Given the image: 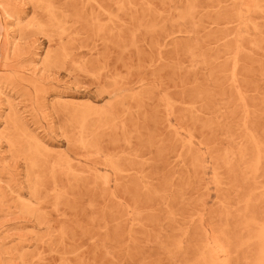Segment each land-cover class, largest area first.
Wrapping results in <instances>:
<instances>
[{
  "label": "rangeland",
  "instance_id": "rangeland-1",
  "mask_svg": "<svg viewBox=\"0 0 264 264\" xmlns=\"http://www.w3.org/2000/svg\"><path fill=\"white\" fill-rule=\"evenodd\" d=\"M0 264H264V0H0Z\"/></svg>",
  "mask_w": 264,
  "mask_h": 264
},
{
  "label": "bare ground",
  "instance_id": "bare-ground-1",
  "mask_svg": "<svg viewBox=\"0 0 264 264\" xmlns=\"http://www.w3.org/2000/svg\"><path fill=\"white\" fill-rule=\"evenodd\" d=\"M215 251V250H214ZM219 258V257H218Z\"/></svg>",
  "mask_w": 264,
  "mask_h": 264
}]
</instances>
